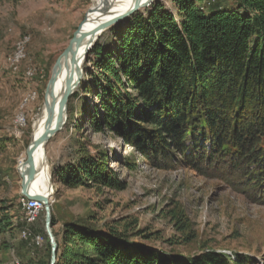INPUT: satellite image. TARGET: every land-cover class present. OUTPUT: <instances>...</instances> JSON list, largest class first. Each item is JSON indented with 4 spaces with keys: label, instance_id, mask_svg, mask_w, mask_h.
<instances>
[{
    "label": "trees",
    "instance_id": "obj_1",
    "mask_svg": "<svg viewBox=\"0 0 264 264\" xmlns=\"http://www.w3.org/2000/svg\"><path fill=\"white\" fill-rule=\"evenodd\" d=\"M169 2L155 0L133 13L112 28L110 45L97 39L88 52L93 71L85 69L82 90L98 93L91 126L111 132L157 168L182 165L264 206V0ZM53 178L68 187L121 188L103 158H79ZM11 226L0 213V234ZM126 232L65 222L55 264L255 262L213 249L171 253Z\"/></svg>",
    "mask_w": 264,
    "mask_h": 264
},
{
    "label": "rangeland",
    "instance_id": "obj_2",
    "mask_svg": "<svg viewBox=\"0 0 264 264\" xmlns=\"http://www.w3.org/2000/svg\"><path fill=\"white\" fill-rule=\"evenodd\" d=\"M94 1L0 0V213L12 222L0 234V264L50 262L44 211L31 226L33 231L41 230L36 232L43 235V245L36 247L20 236L26 224L18 204L17 168L25 158L53 66ZM159 1L170 6L169 0ZM126 19L106 28L97 38L99 43L110 45L112 28ZM18 44L24 45V56L11 66ZM88 52L80 63L82 78L67 101L66 122L45 145L55 220L50 229L56 242L61 243L65 222L89 221L127 231L171 253L198 255L213 249L233 258L239 252L253 258L254 264H264L263 205L248 201L222 180L204 178L182 165L157 168L111 132L91 126L90 111L98 93L91 97L82 90L87 71H93ZM83 104L87 112L81 114ZM87 157L103 158L121 188L68 187L54 180L55 170Z\"/></svg>",
    "mask_w": 264,
    "mask_h": 264
},
{
    "label": "bare ground",
    "instance_id": "obj_3",
    "mask_svg": "<svg viewBox=\"0 0 264 264\" xmlns=\"http://www.w3.org/2000/svg\"><path fill=\"white\" fill-rule=\"evenodd\" d=\"M137 0H95L88 10L83 22L78 40L73 48V59L79 64L84 57L85 50L91 45L94 39L100 36L98 34V28L101 21L116 17L123 14L130 9ZM148 1V0H143ZM24 45L18 44L12 57L11 66L19 62L23 56ZM71 68V54H61L57 63L56 69L53 74L50 89L46 94V102L43 104L39 117L34 122L33 132L31 135L32 143L37 141L46 129L53 127L56 123V117L58 113V103L66 89V80ZM81 68V67H80ZM83 71V70H82ZM75 90L73 85L70 86V90ZM44 103V102H43ZM54 107L53 114L50 113L49 108ZM52 114L51 118L50 115ZM50 120V121H49ZM64 125L61 126V128ZM60 128V129H61ZM46 145V144H45ZM45 145L34 146L31 150V164L27 167L25 164V158H23L18 165V172L24 175L27 174V170L34 169V174L31 179H28L27 188L31 194L48 196L50 192L53 193L50 186V180L48 175V162L45 153ZM51 193V194H52ZM21 194L19 196L20 200ZM50 197V196H49ZM18 200V201H19ZM49 200V198H48ZM50 204V203H49ZM51 208V206H50ZM26 226L21 230V238L25 239L24 233L27 238L34 239L30 241V244L41 247L44 243V237L40 233L31 230V226L34 224H27L26 219H22ZM45 231V229H44Z\"/></svg>",
    "mask_w": 264,
    "mask_h": 264
},
{
    "label": "water",
    "instance_id": "obj_4",
    "mask_svg": "<svg viewBox=\"0 0 264 264\" xmlns=\"http://www.w3.org/2000/svg\"><path fill=\"white\" fill-rule=\"evenodd\" d=\"M154 1L155 0H148L146 2L143 0H137L134 3V5L130 9H128L126 12H124L123 14L118 15L116 17L106 19L104 21H101L100 22L101 24L99 25V27H97L98 28V34H101L106 28L128 18L131 14H133L137 10H139L141 8L148 7ZM82 24H83V22H81L79 24V26L75 30L73 36L71 37L67 47L64 50V54H66V55L71 54V68L69 70V74H68L67 80H66V83H67L66 89H65L64 94L62 95V97L58 103V113H57V117H56V123L53 127H49L48 129H46L45 133L42 134L37 141L34 140L32 143H29V145L25 151V164L27 165V167L30 166L31 161H32L31 150L33 149V147L39 146V145H45L48 142V140L55 133H57L58 131H60L63 128V127L61 128V126L64 125L66 122V119H67L66 105H67V101H68L69 96L73 93V89L70 90V86L73 85V88L75 86H78V84L82 78V74H83V71L80 68L79 62H76L75 59H73V54H72L73 48L75 47V44L78 40V36H79L80 30H81ZM96 40L97 39L95 38L94 41L91 43V45L85 50L86 53L94 45ZM59 57L57 58L54 66H53V69H52L51 77L49 79V82H48V85H47V88L45 91L44 104L46 102V94H47L48 90L50 89L53 74H54V71L56 69L57 63L59 61ZM49 111H50V113L53 114L54 107L49 108ZM52 114L50 115V118H51ZM33 174H34V169H29V171L27 170L26 175L19 173V175H20V194L25 196L28 199L33 198V199L43 203V205H44V212H45L44 229H45V233L48 237L49 244H50V262H49V264H54L55 260H56L58 244H57L55 237L52 234V231L50 229V227H51V208H50L48 198L52 192H50V194L48 196L31 194L28 191L27 182H28V179L32 178ZM49 180H50V177H49Z\"/></svg>",
    "mask_w": 264,
    "mask_h": 264
},
{
    "label": "built area",
    "instance_id": "obj_5",
    "mask_svg": "<svg viewBox=\"0 0 264 264\" xmlns=\"http://www.w3.org/2000/svg\"><path fill=\"white\" fill-rule=\"evenodd\" d=\"M18 204L21 207V211L23 213V217L21 219H26L27 224H37L40 214L44 211L43 203L35 200L28 199L25 196L21 195ZM25 239H29L24 233ZM30 241H35L34 239H30Z\"/></svg>",
    "mask_w": 264,
    "mask_h": 264
},
{
    "label": "crops",
    "instance_id": "obj_6",
    "mask_svg": "<svg viewBox=\"0 0 264 264\" xmlns=\"http://www.w3.org/2000/svg\"><path fill=\"white\" fill-rule=\"evenodd\" d=\"M1 180H4L3 178ZM36 231L41 232V230L39 228H36Z\"/></svg>",
    "mask_w": 264,
    "mask_h": 264
}]
</instances>
